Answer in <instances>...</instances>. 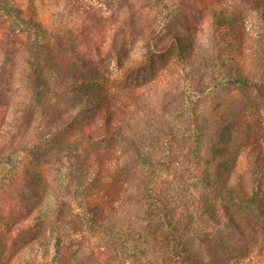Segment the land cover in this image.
<instances>
[{"label":"trees","instance_id":"trees-1","mask_svg":"<svg viewBox=\"0 0 264 264\" xmlns=\"http://www.w3.org/2000/svg\"><path fill=\"white\" fill-rule=\"evenodd\" d=\"M127 1L139 18L155 6ZM214 2L216 30L228 24L236 35L216 53L226 72L220 82L228 75L244 84L231 70L246 62L243 37L255 40L237 4L264 23V0ZM175 6L177 24L198 8L190 0ZM21 13L0 26L1 42L8 38L0 45V181H7L0 184V264H264V144L243 129L252 114L229 105L198 116L203 92L192 93L195 75L181 79L173 69L175 86L152 100L156 90L143 75L169 55L194 66L198 25L162 28V38L153 32L147 57L120 62V76L110 79L91 55L88 27L47 34ZM252 53L264 65V39ZM134 185L142 214L117 223ZM93 231L109 240L89 250L83 243Z\"/></svg>","mask_w":264,"mask_h":264},{"label":"rangeland","instance_id":"rangeland-1","mask_svg":"<svg viewBox=\"0 0 264 264\" xmlns=\"http://www.w3.org/2000/svg\"><path fill=\"white\" fill-rule=\"evenodd\" d=\"M158 1L154 0L155 3L152 5L155 6H152L151 12L143 13L142 17L139 18L136 15L134 3L127 0H0V5L6 8L3 12L7 13L4 16L0 12V26L4 24L6 19L9 21L6 26H9L12 19L11 13L15 12L17 14L18 9L21 7L23 21L27 22L29 20L32 22L33 20L32 23H39L40 29L47 34L61 35L67 33L68 35L72 32H84L88 27V32H86L88 34H85L84 37L93 35L95 39L91 55L101 65L103 73L108 78L114 79L120 76L117 70L120 62L127 61V59L140 61L147 57V54H144L146 48H148V45L150 47L154 46L155 42L153 36H151L153 32H155L156 38H162V28L171 32L175 30L187 32L186 25L197 24L198 29L192 31L196 35L194 52L191 54L193 58L190 59L194 66H191L189 61L187 63H176L170 55L163 63H151V68L145 70L143 74L146 76V81H150L153 90H156V92H150L149 96L156 101L159 99L158 94H162L163 91H168L169 88L175 86L170 76V70L173 69L175 73L179 70L181 79L188 78L190 72H192L196 79L192 93L195 94L197 90L203 92L199 98L201 100L200 111L197 115L207 117L210 114L213 117L216 113L219 114L224 111L229 105L235 111L242 109L244 114H252V117H248L252 122L249 123L250 125H245L243 129L248 130L250 138H253V136L258 137V141L264 144V65H261L257 60V56L252 53L258 50V46L261 45L262 39H264V32L262 31L264 23L256 19L252 12H249L248 4H237L238 9L245 15L242 18V23L246 24L245 29H251V37L255 41L251 38L248 39L247 36L243 37V46L246 53L244 67L236 70L233 66L232 70H228L232 72L234 70L240 77L244 76L247 82H244V84L230 82L228 75L225 76V81L220 82L225 72L217 58V55H219L218 49L224 47L221 40L235 38L236 35L235 31L229 28L230 26L226 28L228 24L224 25V28L222 27V33L216 30L218 27L214 26L216 23L214 16L215 12L221 10V6H215L214 1L218 0H190L196 3L198 8L192 10V13H186L185 20H180V24H177L173 19L175 17L174 10L178 7L173 6L180 0H163L161 2V5L164 3L166 7L170 8L172 12L169 14L156 7ZM219 1L238 3L239 0ZM159 3L158 6L162 7ZM21 26H23L21 23L16 25L18 28H21ZM5 32L8 33L7 30ZM7 41L8 38L5 36L2 42L0 40V45L2 46ZM51 42L54 43V40H51ZM213 49H215L214 54ZM254 60L257 63L256 65L252 62ZM138 77L137 75L131 77L130 81L135 83L139 80ZM169 98L172 100V95ZM169 118L170 116L167 120ZM3 172H5V169H3ZM6 175H9V173H6ZM261 180V189L264 194V179ZM1 183L6 186V179L2 178ZM136 188L137 186L134 185L135 196L130 198L129 207L123 204L117 207L118 212L116 211L115 222L125 224V222L138 221L139 216L136 215L142 214V209L139 206L138 188ZM136 196L137 198H135ZM114 215L112 218H114ZM45 227L47 229V226ZM95 237L96 242H93ZM108 240L107 235L102 231H93L87 233L83 244L90 250V247H96L95 245L108 243ZM45 245L48 248L46 251L51 257L54 240L50 235L47 236ZM33 247L34 249L38 248L36 245Z\"/></svg>","mask_w":264,"mask_h":264}]
</instances>
